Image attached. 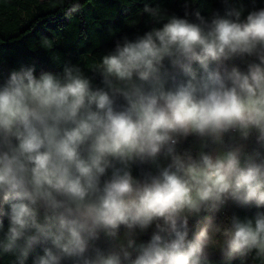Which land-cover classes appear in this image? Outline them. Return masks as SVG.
I'll return each instance as SVG.
<instances>
[{
	"label": "clouds",
	"instance_id": "obj_1",
	"mask_svg": "<svg viewBox=\"0 0 264 264\" xmlns=\"http://www.w3.org/2000/svg\"><path fill=\"white\" fill-rule=\"evenodd\" d=\"M218 2L204 15L183 0V16L145 4L152 26L91 76L0 72V257L264 264V7ZM230 204L256 211L220 220Z\"/></svg>",
	"mask_w": 264,
	"mask_h": 264
},
{
	"label": "trees",
	"instance_id": "obj_2",
	"mask_svg": "<svg viewBox=\"0 0 264 264\" xmlns=\"http://www.w3.org/2000/svg\"><path fill=\"white\" fill-rule=\"evenodd\" d=\"M183 0H80L82 11L68 15L72 0H0V72L4 74L20 63L35 62L39 69L59 71L64 64L90 69L122 35L143 32L152 24L142 15L145 4L156 5L184 15ZM249 7H264V0H243ZM196 8L207 15L222 6L218 0H196ZM193 11L195 10L192 9ZM240 63V61H235ZM241 66H243L241 64ZM99 82V77H96ZM191 145V139L183 147ZM149 166H134L138 175ZM256 209L230 204L219 219L236 213L251 215ZM264 211V209H260ZM214 259L219 258L215 254ZM12 257H0V264H11ZM233 264H240L234 261ZM246 264H262L252 260Z\"/></svg>",
	"mask_w": 264,
	"mask_h": 264
},
{
	"label": "crops",
	"instance_id": "obj_3",
	"mask_svg": "<svg viewBox=\"0 0 264 264\" xmlns=\"http://www.w3.org/2000/svg\"><path fill=\"white\" fill-rule=\"evenodd\" d=\"M148 238V236L146 235V236H143V239H147Z\"/></svg>",
	"mask_w": 264,
	"mask_h": 264
},
{
	"label": "rangeland",
	"instance_id": "obj_4",
	"mask_svg": "<svg viewBox=\"0 0 264 264\" xmlns=\"http://www.w3.org/2000/svg\"><path fill=\"white\" fill-rule=\"evenodd\" d=\"M147 235V234H146ZM146 235H144V236H146ZM142 239H143V236L141 237Z\"/></svg>",
	"mask_w": 264,
	"mask_h": 264
}]
</instances>
